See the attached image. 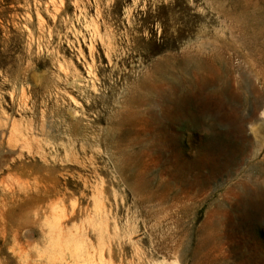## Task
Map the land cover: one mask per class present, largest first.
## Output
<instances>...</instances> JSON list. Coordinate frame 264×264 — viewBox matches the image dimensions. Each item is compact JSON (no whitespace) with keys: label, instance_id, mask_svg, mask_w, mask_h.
<instances>
[{"label":"rangeland","instance_id":"rangeland-1","mask_svg":"<svg viewBox=\"0 0 264 264\" xmlns=\"http://www.w3.org/2000/svg\"><path fill=\"white\" fill-rule=\"evenodd\" d=\"M0 132V264H264V0H0Z\"/></svg>","mask_w":264,"mask_h":264},{"label":"bare ground","instance_id":"bare-ground-1","mask_svg":"<svg viewBox=\"0 0 264 264\" xmlns=\"http://www.w3.org/2000/svg\"><path fill=\"white\" fill-rule=\"evenodd\" d=\"M197 54V53H196ZM191 56V55H190ZM200 56V55H199ZM186 58V57H185ZM208 58V57H207ZM210 59V58H209ZM208 60V59H207ZM196 61V60H195ZM181 62V61H180ZM183 62V61H182ZM194 62V61H193ZM192 62V63H193ZM195 64V63H194ZM185 65V64H184ZM202 65V64H201ZM200 65V66H201ZM220 65V64H219ZM180 67V66H179ZM204 67V66H203ZM208 67V66H207ZM215 68V67H214ZM176 69V68H175ZM175 69L173 70V67L172 66H169L168 64H164L162 67H161V69H160V76H164L170 83H172L173 82V74L175 73ZM192 72V71H191ZM179 73H180V71H179ZM201 73V72H200ZM183 76V75H182ZM193 76H194V74H193ZM196 76V75H195ZM208 77H210V76H208ZM162 79H164L163 77H161ZM218 78V77H217ZM222 78V77H221ZM208 79V78H207ZM210 79H212V78H210ZM228 79V78H227ZM204 80V79H203ZM222 80V79H221ZM191 81V80H190ZM220 81V80H219ZM188 82V81H187ZM183 83V82H182ZM211 84H213V83H211ZM234 84V83H233ZM177 85H179V84H177ZM177 85H176V87H177ZM184 85H186L185 83H184ZM217 85V84H216ZM220 85H221V83H220ZM92 88H93V84H92V86H91ZM173 87V86H172ZM210 87V86H209ZM213 87V86H212ZM218 87V86H217ZM216 87V88H217ZM166 88V87H165ZM180 88V87H179ZM187 88V87H186ZM189 88V87H188ZM215 88V87H214ZM219 88V87H218ZM167 89V88H166ZM165 89V90H166ZM183 89V88H182ZM190 90V89H189ZM208 90V89H207ZM226 90V89H225ZM230 90V89H229ZM244 91V90H243ZM166 92V91H165ZM182 92H183V90H182ZM236 92V91H235ZM235 92H234V94H235ZM190 93V92H189ZM203 93V92H202ZM208 93V92H207ZM206 93V94H207ZM181 94H184V93H181ZM181 94H180V96H181ZM191 94V93H190ZM226 94H228V93H226ZM233 94V95H234ZM169 96H171V92H169V93H165L164 94V98H163V100H166L165 101V103H166V105L167 104H169L170 106H171V112H174V113H178V108L182 105V101L179 99H170L169 98ZM174 96V95H173ZM176 96V95H175ZM210 96V95H209ZM238 96V95H237ZM223 97V96H222ZM221 97V98H222ZM214 98V97H213ZM236 99V98H235ZM214 100V99H213ZM21 101V100H20ZM27 101V100H26ZM72 101V100H71ZM21 102H24V101H21ZM194 103V102H193ZM20 104H22V103H20ZM168 105V106H169ZM167 106V107H168ZM212 106V105H211ZM166 107V106H165ZM166 109V108H165ZM180 110V109H179ZM167 112V111H166ZM212 112V111H211ZM192 114V113H191ZM216 114V113H215ZM175 115V114H174ZM180 115V114H179ZM164 116V115H163ZM171 116V114H169L168 115V117H170ZM195 116V115H194ZM198 117V116H197ZM164 118V117H163ZM162 118V119H163ZM186 118V117H185ZM234 119V118H233ZM168 120V119H167ZM198 120V119H197ZM236 120V119H235ZM9 121V120H8ZM10 121H12V120H10ZM175 121H176V119H175ZM180 121V120H179ZM239 121V120H238ZM165 122V121H164ZM12 125H13V123L12 122H10ZM5 125V124H4ZM170 125V124H169ZM174 125H175V122H174ZM14 126V125H13ZM15 126H17V124L15 125ZM165 126V125H164ZM9 128V127H8ZM39 128V127H38ZM171 128V127H170ZM169 128V129H170ZM199 128H200V126H199ZM206 128V127H205ZM6 129V128H5ZM37 129V128H36ZM168 129V128H167ZM207 129V128H206ZM171 130V129H170ZM202 130H204L205 131V129H202ZM163 131H165L164 129H163ZM197 131V130H196ZM1 132H3V131H1ZM0 132V133H1ZM198 132V131H197ZM7 133V132H6ZM27 134H29L30 135V133H28V132H26L25 133V135H23V134H21V132H20V135L24 138V141L25 142H27V140H28V137H27ZM166 134V133H165ZM196 134V133H195ZM4 136V135H3ZM41 136H43V135H41ZM12 137V136H11ZM1 138V137H0ZM3 138V137H2ZM4 139H5V137H4ZM33 139V138H32ZM200 139V138H199ZM1 140V139H0ZM35 141V140H34ZM49 142H50V140H48ZM45 142H46V140H45ZM182 143V142H181ZM3 145V144H2ZM34 145V144H33ZM38 145V144H37ZM200 145V144H199ZM188 146V145H187ZM212 146V145H211ZM211 146L209 147V149L211 148ZM33 148H34V146H32ZM191 147V146H190ZM190 149V148H189ZM29 150H31V148L29 149ZM58 150V149H57ZM186 150V149H185ZM188 150V149H187ZM36 151V150H35ZM66 151V150H65ZM37 152V151H36ZM35 153V152H34ZM36 154V153H35ZM37 154H39V153H37ZM45 154V153H44ZM188 154V153H187ZM191 153H189V155H190ZM210 154H211V152H210ZM188 155V156H189ZM35 156H37V155H35ZM44 156V155H43ZM206 156H208V155H206ZM30 157H32V156H30ZM41 157V156H40ZM190 158V157H189ZM30 159V158H29ZM188 159V158H187ZM46 161V160H45ZM47 162V161H46ZM15 163V162H14ZM64 170V169H63ZM69 171V170H68ZM65 181V180H64ZM27 184V183H26ZM62 202V201H61ZM52 207V206H51ZM48 209V208H47ZM49 210L51 211V209L49 208ZM56 211V210H55ZM53 212V211H52ZM50 213V212H49ZM55 213V212H54ZM37 215H38V213H37ZM44 216V215H43ZM65 215H62L61 216V219H65V221H70V220H72L73 219V217H71L70 216V218L68 217V216H65ZM36 217V216H35ZM68 217V218H67ZM258 219V218H257ZM234 220H236V219H234ZM232 221V220H231ZM237 221V220H236ZM253 221V220H252ZM234 222V221H233ZM238 222H240V220L239 221H237V223ZM231 223V222H230ZM254 223V222H253ZM221 224V223H220ZM253 225V224H252ZM59 227V226H58ZM231 227V226H230ZM229 227V228H230ZM253 227V226H252ZM257 227V226H256ZM233 229V228H232ZM240 229V228H239ZM244 229V228H243ZM61 231V230H60ZM229 231H230V229H229ZM245 231V230H244ZM228 232V231H227ZM231 232V231H230ZM246 232V231H245ZM258 232V231H257ZM253 233V232H252ZM248 234H250V233H248ZM260 234V233H259ZM228 235H230V234H228ZM232 235V234H231ZM234 235V234H233ZM245 235V234H244ZM257 235V234H256ZM242 236V235H241ZM234 237V236H233ZM246 237V236H245ZM250 237V236H249ZM235 238V237H234ZM237 238V237H236ZM235 238V239H236ZM241 238V237H240ZM231 239H232V237H231ZM238 239V238H237ZM246 239V238H245ZM247 239H249V238H247ZM234 240V239H233ZM250 240H252V239H250ZM231 241V240H230ZM236 241V240H235ZM233 242V241H232ZM232 242H230V243H232ZM234 243H232L231 245H233ZM235 244L237 245L238 243H236L235 242ZM235 244H234V249H236L235 248ZM246 245V244H245ZM244 247V246H243ZM249 248V247H248ZM247 248V249H248ZM246 249V248H245ZM237 250V249H236ZM248 252V251H247ZM242 253V252H241ZM251 253V252H250ZM243 255V254H242ZM241 255V256H242ZM242 258V257H241Z\"/></svg>","mask_w":264,"mask_h":264}]
</instances>
